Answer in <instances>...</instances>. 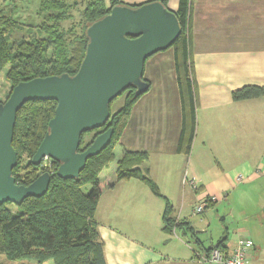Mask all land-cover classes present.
<instances>
[{
  "label": "crops",
  "instance_id": "1",
  "mask_svg": "<svg viewBox=\"0 0 264 264\" xmlns=\"http://www.w3.org/2000/svg\"><path fill=\"white\" fill-rule=\"evenodd\" d=\"M164 2L178 10L179 0ZM188 6L191 83L180 90L173 47L147 57L148 88L132 105L114 159L99 173L113 182L125 152H145L140 166L178 225L163 230L165 200L145 183L116 181L102 190L95 211L106 264H214L204 260L206 249L223 235L227 250L252 238L248 264H264V97H232L245 85L264 87V0H189ZM184 175L198 189L184 184ZM212 195L216 201L193 213L199 197ZM215 217L220 225L211 226Z\"/></svg>",
  "mask_w": 264,
  "mask_h": 264
},
{
  "label": "trees",
  "instance_id": "2",
  "mask_svg": "<svg viewBox=\"0 0 264 264\" xmlns=\"http://www.w3.org/2000/svg\"><path fill=\"white\" fill-rule=\"evenodd\" d=\"M22 1L27 0H0V67L8 66L6 74L10 82V89L0 103L20 81L62 73L73 75L85 53L88 42L86 28L106 15L113 5L123 4L110 0L107 6L104 0H86L80 9L79 19L73 21L75 0H38V21L33 25L19 20L18 6ZM160 1L165 5L164 0ZM188 5L189 0H179L175 14L181 31L170 45L174 49L180 90L183 83H191ZM67 20L70 23L65 27ZM23 30L27 31V36L13 38L16 31ZM122 94L123 105L110 112L102 127L81 133L79 151L91 143L90 140L85 141L87 134L93 130L100 133L108 127L113 128L107 146L87 158L77 178L59 177L56 174L59 163L52 159V169L48 171L50 181L42 195L27 196L19 204L9 201L0 204V264H4V259L23 260L21 264H29L32 260L34 264H41L48 259H53L55 264H106L95 211L102 190L113 187L122 179L136 178L165 200L162 214L165 232H171L178 225L171 216L170 202L140 166L147 158L145 152H125L117 161L113 182L99 176L103 166L114 159L113 147L127 123L132 105L142 93L137 94L135 87L130 86ZM232 97L234 100L264 97V87L245 85L234 90ZM188 100L191 102L190 95ZM55 106V100H28L16 111L11 144L16 151L17 163L11 173L18 184L27 185L45 172L41 168L43 161L33 165L27 164V159L33 155L47 131ZM87 184L90 186L88 191L84 190ZM226 238L223 235L209 246L206 255L214 247L227 250Z\"/></svg>",
  "mask_w": 264,
  "mask_h": 264
},
{
  "label": "water",
  "instance_id": "3",
  "mask_svg": "<svg viewBox=\"0 0 264 264\" xmlns=\"http://www.w3.org/2000/svg\"><path fill=\"white\" fill-rule=\"evenodd\" d=\"M180 31L176 14L160 0L137 6L116 4L86 28L85 53L73 75L34 77L14 85L0 103V204H19L27 196L42 195L51 177L45 171L23 185L11 173L17 163L11 144L16 111L25 101H56L48 129L27 164L38 165L49 157L58 161L59 177L77 178L87 158L107 146L113 128L96 134L79 151L81 133L102 127L110 116L111 100L128 87L134 86L137 94L147 90L142 77L145 59L168 48Z\"/></svg>",
  "mask_w": 264,
  "mask_h": 264
},
{
  "label": "rangeland",
  "instance_id": "4",
  "mask_svg": "<svg viewBox=\"0 0 264 264\" xmlns=\"http://www.w3.org/2000/svg\"><path fill=\"white\" fill-rule=\"evenodd\" d=\"M73 1V0H71ZM76 4L72 10L73 13V21H77L79 19V12L80 9L83 7L84 3L86 0H75ZM38 0H27V1H22L21 3H19V8H18V15H19V20H21L23 23H29V24H35L38 21V15L36 13V9L38 7ZM70 23V20H67L64 22V26H68V24ZM16 34L13 36V38H19L21 36H27V31H16ZM7 65L4 67H0V100H3L4 97L7 95L9 89H10V82L9 79L7 78V74H6V69H7ZM123 101H124V94L122 95H118L115 98H113L109 104V109L110 112H114L115 110H117L118 108H120L123 105ZM99 130H93L92 132H90L89 134L86 135L85 137V141H92L93 140V136L98 134ZM95 137V136H94ZM45 164V165H44ZM52 165L53 163H51L50 166V161L49 160H45L43 162V164L41 165V168L43 167L42 171H46V170H51L52 169ZM112 164H109V168L112 167ZM45 169V170H44ZM40 171V170H39ZM90 186L87 184L84 186V190H89ZM208 210H212L211 207ZM204 212V211H203ZM201 216V215H199ZM227 222H229L227 220ZM216 225H220V221L217 217H215L213 219V222L211 223V226H216ZM204 245H206V243H204ZM1 258L3 259V257L1 256ZM4 264H21L24 263L23 260H15V261H8L6 259L3 260ZM27 262V261H25ZM35 261H31L29 264H34ZM41 264H55L53 259H48L44 262H42ZM214 264H218V263H214Z\"/></svg>",
  "mask_w": 264,
  "mask_h": 264
},
{
  "label": "built area",
  "instance_id": "5",
  "mask_svg": "<svg viewBox=\"0 0 264 264\" xmlns=\"http://www.w3.org/2000/svg\"><path fill=\"white\" fill-rule=\"evenodd\" d=\"M50 161L51 166V158L45 157L42 159ZM42 162V164H43ZM41 164V165H42ZM45 165V164H44ZM45 170V169H44ZM47 172L49 170H46ZM182 181L184 184H187L191 189H198V183L194 178L188 177L186 175L183 176ZM216 196H201L199 197V201L193 207V213L198 214L202 213L208 207L210 202L216 201ZM254 246V241L252 238H242L237 241L235 246L230 250H224L222 248L214 247L210 250V252L205 255L204 260L210 263H218V264H248L249 262V253L250 250Z\"/></svg>",
  "mask_w": 264,
  "mask_h": 264
}]
</instances>
